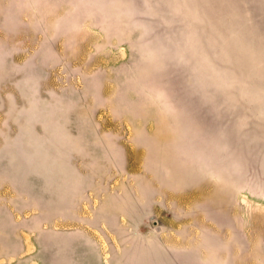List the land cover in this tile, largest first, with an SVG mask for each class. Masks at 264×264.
Segmentation results:
<instances>
[{
	"label": "rangeland",
	"instance_id": "374dc122",
	"mask_svg": "<svg viewBox=\"0 0 264 264\" xmlns=\"http://www.w3.org/2000/svg\"><path fill=\"white\" fill-rule=\"evenodd\" d=\"M0 264H264V0H0Z\"/></svg>",
	"mask_w": 264,
	"mask_h": 264
}]
</instances>
